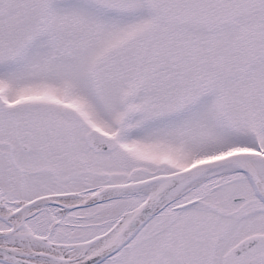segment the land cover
I'll return each instance as SVG.
<instances>
[{
    "label": "snow or ice",
    "instance_id": "6c2138e0",
    "mask_svg": "<svg viewBox=\"0 0 264 264\" xmlns=\"http://www.w3.org/2000/svg\"><path fill=\"white\" fill-rule=\"evenodd\" d=\"M0 264H264V0H0Z\"/></svg>",
    "mask_w": 264,
    "mask_h": 264
}]
</instances>
